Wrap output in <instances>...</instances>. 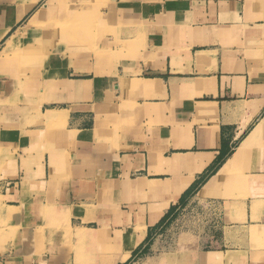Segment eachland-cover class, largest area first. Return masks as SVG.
<instances>
[{"label":"crops","instance_id":"1","mask_svg":"<svg viewBox=\"0 0 264 264\" xmlns=\"http://www.w3.org/2000/svg\"><path fill=\"white\" fill-rule=\"evenodd\" d=\"M111 1L124 27L95 53L60 44L20 73L0 68V264L150 256L189 207L213 216L192 232L197 264L212 251L264 264L236 243L264 228V0ZM45 2L23 15L30 0H0V51L32 36Z\"/></svg>","mask_w":264,"mask_h":264},{"label":"bare ground","instance_id":"2","mask_svg":"<svg viewBox=\"0 0 264 264\" xmlns=\"http://www.w3.org/2000/svg\"><path fill=\"white\" fill-rule=\"evenodd\" d=\"M36 1L30 0V3L23 10V15L27 13ZM111 2L113 1L46 0L27 26L32 31V36L27 40H22L20 39L21 34L18 33L12 36L8 40L6 47L0 51V68L2 66L4 69L6 65L9 73L14 74L15 70L20 73L23 68L39 61L40 57H43L44 53H47L52 47L55 48L60 44L69 47L68 44L72 41L81 40L91 35L93 31L92 22H96L100 16L98 7H109ZM46 117L49 119L48 115ZM257 140L258 127L251 133L238 152L220 170L219 174L213 178L211 184L205 188V191H208L210 187L216 185L224 176L229 174ZM262 227L253 225L250 228L252 237L258 239L260 235H264V228ZM220 254L219 251L206 252L201 256L200 262L202 264H217L220 262Z\"/></svg>","mask_w":264,"mask_h":264},{"label":"rangeland","instance_id":"3","mask_svg":"<svg viewBox=\"0 0 264 264\" xmlns=\"http://www.w3.org/2000/svg\"><path fill=\"white\" fill-rule=\"evenodd\" d=\"M104 7H108V6L98 7V13L100 16L96 22L94 21L92 22L93 31L91 35H88L87 37L81 40L79 39L72 41L70 44H68L69 47H76L78 49H81L82 51H86V53L88 52V54L90 53L93 54L96 52L97 47H101V44L105 42L104 40L109 35L112 34V36L115 37L117 36V30L119 29V27H124V26L118 24L116 25V23L113 24L112 23L113 18L109 17L110 15L105 14ZM112 24L115 26V28L113 27ZM118 43L119 42H116V44ZM99 52L100 54L103 52V55L105 56L107 51L105 52V50H99ZM40 59H43V57H40ZM40 63L41 61L38 62V64H36L34 67L33 71H35V75H37V70H40L41 68L39 67ZM30 72L31 71H29V73ZM230 185L228 184V187ZM198 197H202V196L198 194ZM193 207H197V204H194ZM237 210L240 211L239 206H237ZM212 217L213 216L210 213H207V209L205 207L200 208L198 212H196L195 214L191 213V209L189 207L181 214L179 220L175 221L173 228L171 229L170 232H168V235L163 236L162 241L164 242L163 245L164 247L158 248L157 251L150 256H141L134 254L123 264H197L195 261V254L201 251L202 247L197 244L191 245V242L194 241L195 239L194 234L192 235V232L194 233L195 232L194 230H196V232L204 230L205 227L208 225V223L212 221ZM247 229H249V227L238 228V230H241V232ZM250 230L251 229H249L248 232L250 235L248 241L243 242L244 244H242L240 240H237L236 242L237 245L245 246L246 248L244 249L246 250L247 254L251 253L248 248L249 242L250 244L252 243L253 251L254 250L258 251V247L260 248L259 250L263 251L264 238L261 240L260 243L258 242V239L264 237V235H260L258 239H255L254 237H252ZM200 259L201 257H199V262ZM220 262H221V258H220ZM220 262H218L217 264H220Z\"/></svg>","mask_w":264,"mask_h":264},{"label":"trees","instance_id":"4","mask_svg":"<svg viewBox=\"0 0 264 264\" xmlns=\"http://www.w3.org/2000/svg\"><path fill=\"white\" fill-rule=\"evenodd\" d=\"M217 169V167L215 168V170Z\"/></svg>","mask_w":264,"mask_h":264}]
</instances>
